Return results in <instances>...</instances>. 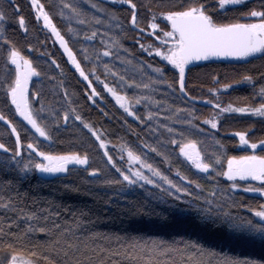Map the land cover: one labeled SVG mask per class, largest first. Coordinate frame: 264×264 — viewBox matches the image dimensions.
<instances>
[{
  "label": "trees",
  "instance_id": "trees-1",
  "mask_svg": "<svg viewBox=\"0 0 264 264\" xmlns=\"http://www.w3.org/2000/svg\"><path fill=\"white\" fill-rule=\"evenodd\" d=\"M69 2L80 8L86 15L70 17V13L66 10L62 16L59 7L60 0H40V3L45 6V10L52 16L53 22L61 34L68 40L69 46L77 54V58L81 60L82 67L86 71L95 66L100 81L117 87L118 91L133 100L137 97L141 98V102L135 104L132 109L135 117H139V119L128 116L123 109H120L111 95L104 90V84L91 75H89V79L92 80L93 87L100 93V96L95 103L88 101L85 94L89 93L87 83L68 63L67 57L57 45L50 30L47 31L40 27L29 0H14L11 5L4 3L2 6L7 19L0 24V80H3L4 77V56L9 46L7 41L20 50L23 56L31 60L33 66L40 73V76L34 78L29 84L31 91L40 93V99L30 101L32 107L39 109L41 101H43L45 116H48L52 110L58 111L60 127H52L51 139H40L17 116L7 99L4 88L0 86V113L7 116L8 120L17 127L22 144L21 155L17 158L19 164H17L11 160L15 153L16 138L11 135V129L7 127V124L0 121V143H4L8 149L7 152L0 150V186L10 182L13 192L19 190L21 193H28L29 197H43L55 205H61L62 208L69 207L73 211H91L92 215L87 218L96 219L94 230L140 234L145 237L169 241L181 238L197 240L232 259L254 260L258 264H264V243H261L259 236L252 239V233L240 228L230 229L227 225L214 232H209L199 226L194 215L173 217L170 210L171 205L176 204L180 208H185L186 205L173 201L171 198L159 199L161 195L159 190L151 185L143 187L136 185L121 193L115 187L101 184L104 179L118 178L114 169H111L110 166L105 168L106 158L103 157L105 150L113 156L118 167L127 169V156L124 155L121 160L122 153L118 147L121 143H125L141 155L147 163L159 168L170 179L182 183L176 175V171L179 170L181 174L200 183L206 191L210 190L212 185L208 178L179 156L178 145L173 146L169 143L167 149H159L170 154L171 167L165 165L162 156L151 151V147L157 146V141L161 139L170 141L171 137L167 136L164 128H159L156 133L150 129L160 124L175 127L177 131H186L181 127V124L188 119V112H177L176 109L193 110L195 115L200 118L194 123L203 131L193 130L189 134V138L199 142L197 146L203 154L211 156L216 153L215 141L218 140L225 144L228 155H242L246 151L237 148L238 139L233 134L237 131H244L249 141L263 140L264 117L228 114L219 119L217 129H211L209 125L202 123V119L210 115L213 109L211 105L203 101L207 99L220 105L237 106H257L264 103V99L259 98L258 95L260 87L264 86V54L257 53L245 59H239L241 58L239 57L226 62L206 61L188 65L185 69L187 96H181L179 85L175 83V79H178L175 70L156 56H149L139 47L141 41L152 39L148 30L139 31L141 28L146 29L147 20L151 15L148 7L158 13L164 9L157 5L172 3L174 0H133L137 4L138 12L137 26L135 27L130 22L132 12L128 5L106 0H69ZM204 2L208 4L210 11L215 10V17L218 21L230 22L243 11L253 7L259 10L264 0H246L240 5L227 7L224 10L217 8L215 0H204ZM92 3L97 4L98 8L114 14L118 20L110 19L106 12L92 9L90 7ZM17 4L19 5L18 12L13 10ZM20 16H23L25 21L23 29L19 25L18 18ZM81 18L85 20L84 24L79 23ZM97 18L99 23L96 22ZM117 22L120 25L119 28H116ZM158 23L161 27L166 24L163 21ZM69 26L73 29L72 32L68 31ZM94 31L97 35L92 40H88L86 37L91 36ZM112 36L119 39L120 49L113 50L111 57L101 56L97 61L95 54L104 48L101 43L102 39L107 40ZM137 39L139 43H137ZM84 49H87L91 54L93 62L87 64L83 62L82 52ZM52 60H55L59 67L52 64ZM129 61L131 63H128ZM105 65L109 69L107 72ZM165 66L168 70L165 71L164 78L174 84L175 91L168 89L166 85L150 83L159 80L158 74L154 73L152 69ZM10 67L14 75L15 70L12 66ZM113 72L116 73L115 76L112 75ZM245 75L252 76L253 83H233L240 81ZM121 76L124 77L122 82L119 80ZM213 77H216L217 80L214 81ZM121 83L124 84L123 88L119 87ZM129 83L150 84V87L148 89L128 87ZM222 84H229L230 87L226 91L219 92L216 96L209 92V89H217ZM65 92L68 93L71 103L65 100ZM146 97L147 99H145ZM72 107L76 108L85 121L99 129L103 134L102 138L107 141L106 149H99L95 138L83 129L82 125L74 118L65 125L63 112ZM149 113L154 119L147 118ZM52 123L54 124V121ZM29 142L38 145L40 151L56 153L77 151L81 154L87 151L90 158L89 165L87 167L70 166L65 173L53 176H44L34 169L23 173L20 169L25 163L39 159L34 152L27 149ZM145 144L149 147L145 148ZM256 153L264 155V148L256 150ZM93 167L104 169L100 177H89L88 169ZM144 171L145 174L150 175L147 169ZM209 175L214 174L210 173ZM218 182L222 188H228L230 185V182L222 176L218 178ZM237 184L241 188L248 185L264 186V184L253 182H237ZM192 190L193 195H196L194 188ZM229 196L231 200L225 202L222 211L227 210L230 215L235 216L237 223L249 220L253 223L259 222L252 209L258 210L259 205L264 203L263 197L246 193L241 189L230 191ZM25 203L31 209V200L29 199ZM40 206L46 205L41 203ZM6 215L10 216L11 214L5 213L4 209L0 208V225L5 227L7 226ZM68 215L70 216V213ZM12 218L15 219V217ZM165 220H167V226L163 224ZM18 223L20 229H23L24 223ZM33 238L44 239L39 233L34 234Z\"/></svg>",
  "mask_w": 264,
  "mask_h": 264
},
{
  "label": "snow or ice",
  "instance_id": "snow-or-ice-1",
  "mask_svg": "<svg viewBox=\"0 0 264 264\" xmlns=\"http://www.w3.org/2000/svg\"><path fill=\"white\" fill-rule=\"evenodd\" d=\"M120 2L129 6L132 12L130 22L134 27L137 26V4L133 0H120ZM4 3L11 5L14 0H0V24L7 19L2 6ZM30 3L37 19L43 20L44 27L50 30L60 48L63 49L68 63L75 69L79 77L87 82V88L91 91L90 94L87 92L85 94L88 101L94 103L95 98L100 96V93L93 87L92 80L89 79V75H91L100 81L95 66L86 71L82 67L81 60L77 58V54L69 46L68 40L53 22L52 16L45 10V6L40 3V0H30ZM215 3L219 10H224L227 6L240 5L241 0H215ZM59 7L62 16L66 10L70 13V17L86 15L69 0H60ZM90 7L97 11L106 12L112 20H118L114 14L98 8L95 3H92ZM157 7L164 10L157 13L148 7L151 15L147 20L146 29L141 28L139 31L151 30L149 34L155 38L159 46L150 43L147 45L140 44L139 47L145 52L151 49L148 52L149 56L154 53L161 61L172 66L175 74L178 75V79L175 77L174 79L175 83L179 85L181 96H187L185 68L190 61H199L209 57H249L257 53L264 54V3L260 5L259 10L253 7L243 11L235 20L230 22L218 21L215 17V10L210 11L204 0H174L172 3L157 5ZM13 10L18 12L19 5L17 4ZM158 18L166 21L164 27L156 22ZM18 20L23 29L25 27L24 17L20 16ZM96 22H100L98 18ZM79 23L84 24L85 20L81 18ZM119 27L117 22L116 28ZM68 31H73L71 26H69ZM96 35L97 33L94 31L91 36L86 38L92 40ZM6 43L9 46L4 56V77L3 80H0V86L4 88L8 101L15 108V113L22 117L23 121H26L39 137L49 140L51 139L52 127H60V115L58 111L52 110L48 116H45L43 101H41L39 109L32 107L30 101L40 99V93L30 90L29 81L32 77H39L40 73L33 66L32 61L23 56L20 50L11 45L10 42L6 41ZM101 43L104 48L95 54L97 61L101 56L111 57L113 50L118 51L121 47L116 36L107 40L102 39ZM137 43H139L138 39ZM125 51L127 50L125 49ZM82 59L85 64L93 62L87 49L83 50ZM51 63L59 67L55 60H52ZM10 66L15 68L14 75ZM104 67L106 72L109 71L107 65ZM149 67L152 66L149 65ZM167 70L166 66L153 68L152 71L158 74L159 80L150 83L166 85L168 89L175 91L174 84L164 78V73ZM112 75L115 76L116 73L113 72ZM119 80L124 81V77H119ZM213 80L216 81L217 78L213 77ZM100 82L104 84V90L111 95L116 105L123 109L128 116L135 117L132 109L135 104L141 102V98L137 97L133 100L118 91L117 87L110 86L103 81ZM241 82L251 84L253 77L245 75L240 81L233 83ZM119 87L123 88L124 84L121 83ZM128 87L148 89L150 84L129 83ZM229 87V84L220 85L221 89H228ZM218 91L219 89L216 88L209 89V92L214 96ZM258 95L259 98L264 99V86L260 87ZM64 98L71 103L67 92H65ZM205 103L211 105L213 112L203 117L202 123L209 125L211 129L218 128V120L224 113H252L264 117V103L256 107H249L248 105L236 107L232 104L221 107L219 103H213L207 99H205ZM176 111L188 112V119L181 124V127L185 128L186 131H177L175 127L158 124L150 131L156 133L159 128H164L167 136L171 139L170 141L168 139L157 141V146L151 147V151L162 156L165 165L171 167L170 154L159 149H167L169 143L173 146L178 145L179 156L183 157L192 168L208 178L212 185L210 190L206 191L200 183L181 174L179 170L176 171V175L182 183L170 179L159 168L147 163L141 155L125 143H121L118 147L122 153L120 159L123 160L124 155L127 156V169L118 167L113 156L105 150L103 152V157L106 158L105 168L110 166L111 169H114L118 178L104 179L101 184L115 187L121 193L136 185L141 187L151 185L159 190L161 194L159 199L171 198L173 201L186 205L185 208H180L176 204L171 205L170 210L173 217L194 215L199 226L209 232H214L225 225L230 229L240 228L252 233V239L259 236L261 243H264V204H260L258 210L252 209L254 216L259 218L258 223H253L251 220L237 223L235 216L230 215L227 210L222 211L225 202L231 200L229 192L235 191L239 187L237 179L243 181L250 178L253 181L264 183V155H256L255 152L239 156L228 155L225 144L218 140L215 141L217 152L211 156L205 155L197 146L199 142L189 138V134L193 130L203 131L194 123L200 118L195 115L193 110L178 108ZM105 115L107 114L105 113ZM73 118L95 138L99 149H106L107 141L102 138L103 134L99 129L85 121L76 108L72 107L63 112L65 125ZM135 118L139 119V117ZM147 118L154 119L151 113L148 114ZM46 120L49 122L46 123ZM0 121L7 124V127L11 129V135L16 138L15 153L11 160L19 164L17 158L20 157L22 151L20 133L3 113H0ZM234 135L239 138L241 145H248L253 150L257 148L258 144L264 146V141L250 143L244 131H237ZM144 147L147 148L149 145L145 144ZM0 149L5 152L8 151L4 143H0ZM27 149L34 152L39 159L25 163L20 169L23 173L34 169L38 173L54 175L65 173L70 165L84 167L89 165L90 158L87 151L84 154L77 151L62 153L40 151L38 150L39 146L31 142L27 143ZM136 165L139 167L137 168ZM145 169L150 175L145 174ZM103 171L104 169L101 167L89 168L88 175L92 178H98ZM210 173L214 175H209ZM221 176L230 182L228 188L220 187L218 178ZM193 188L197 193L196 195H193ZM244 191L259 193L264 196V186H248ZM29 199L31 200V209L25 203ZM41 203L46 206L41 207ZM0 208L4 209L5 213L11 214L5 216L7 226L0 225V264H258L254 260L232 259L197 240L181 238L169 241L145 237L140 234L94 230L96 219L87 218L92 215L91 211H73L69 207L62 208L61 205H55L43 197H29L28 193H21L19 190L13 192L10 182L0 186ZM18 222L24 223L23 229H20ZM163 224L167 226V220L163 221ZM37 233L41 234L44 239H34V234Z\"/></svg>",
  "mask_w": 264,
  "mask_h": 264
},
{
  "label": "rangeland",
  "instance_id": "rangeland-1",
  "mask_svg": "<svg viewBox=\"0 0 264 264\" xmlns=\"http://www.w3.org/2000/svg\"><path fill=\"white\" fill-rule=\"evenodd\" d=\"M106 1H110V2H115V3H121L120 1H118V0H106ZM244 1H246V0H241V3H243ZM29 2H30V0H29ZM31 4V3H30ZM233 6H235V5H233ZM227 7H231V6H227ZM226 7V8H227ZM34 12V11H33ZM34 14H35V12H34ZM36 16V15H35ZM36 19H37V17H36ZM38 20V19H37ZM159 21H162V18H158L157 19V23L159 22ZM38 22H39V24H40V27L42 28V29H44V30H47L48 31V29H46L45 27H44V25H43V20L42 19H39L38 20ZM163 22H165L166 23V21H163ZM150 31L151 30H148V33H150ZM151 36V40L150 41H141V43L140 44H145V45H147V44H150V43H153L155 46H159V43L158 42H156L155 41V38L152 36V35H150ZM151 51V49H148V52H150ZM145 52V51H144ZM148 52H145V53H147L148 54ZM153 56H155V54L153 53L152 54ZM157 58H159V57H157ZM245 58H247V57H241V58H239V59H245ZM160 59V58H159ZM161 60V59H160ZM165 62V61H164ZM166 63V62H165ZM171 68H172V66L171 65H169ZM188 65H186V67H187ZM13 68H14V66H12ZM14 70H15V68H14ZM34 78H36V77H32L31 79H30V81H29V84H30V82L34 79ZM86 82V81H85ZM87 83V82H86ZM217 89H219V91H218V93L219 92H223V91H226L227 89H221L220 87L219 88H217ZM90 89H89V93L88 94H90ZM217 93V94H218ZM216 94V95H217ZM215 95V96H216ZM96 100H98V97H96L95 98V101ZM203 102H205V100L203 101ZM213 103H217V102H215V101H212ZM95 103V102H94ZM228 104H226V105H221V107H224V106H227ZM234 106H236V107H243V106H237V105H234ZM13 107V109H14V111H15V108H14V106H12ZM249 107H256V106H249ZM228 114H235V115H241V116H251V117H262V116H259V115H253L252 113H236V112H232V113H224V114H222L221 116H220V118L222 117V116H224V115H228ZM18 116V115H17ZM19 118H21L22 120H23V118L22 117H20V116H18ZM219 118V119H220ZM26 124H27V122L26 121H24ZM218 122H219V120H218ZM28 125V124H27ZM30 128H31V126L30 125H28ZM31 130H33L34 131V129H31ZM35 132V131H34ZM37 136H38V134H36ZM234 135V134H233ZM235 136V135H234ZM39 137V136H38ZM40 139H42V140H45L43 137H39ZM237 139H238V144H237V148H239V149H242V150H245L246 152L245 153H243L242 155H245V154H251V153H253V152H255V154L256 155H258L257 153H256V150H258V149H262V148H264V146H262V145H260V144H258L257 145V148L255 149V150H253V149H251L250 147H248V145H241L240 143H239V138L238 137H236ZM246 138H247V135H246ZM259 141H264V139L263 140H259ZM250 143H255L256 141H249ZM0 150H3V149H0ZM183 158V157H182ZM184 159V158H183ZM70 166H76V165H70ZM69 166V167H70ZM81 167H84V166H81ZM136 167L138 168L139 167V165H136ZM58 174H63V173H58ZM226 179V178H225ZM237 182H244V183H246V182H253V183H257V184H264V183H262V182H259V181H253V180H251L250 178H246L245 180H243V181H241V180H239V179H237ZM248 186H252V187H255V186H253V185H248ZM248 186H246V187H248ZM246 187H238V189H241V190H243L244 191V189L246 188ZM244 192H246V191H244ZM246 193H249V194H253V195H257V196H261L259 193H254V192H246ZM261 197H263V196H261ZM264 198V197H263ZM264 204V203H263ZM258 220H259V218L258 217H256Z\"/></svg>",
  "mask_w": 264,
  "mask_h": 264
},
{
  "label": "water",
  "instance_id": "water-1",
  "mask_svg": "<svg viewBox=\"0 0 264 264\" xmlns=\"http://www.w3.org/2000/svg\"><path fill=\"white\" fill-rule=\"evenodd\" d=\"M57 45L59 46V43L56 42ZM60 48V46H59ZM61 49V48H60ZM61 51L63 52V49H61ZM239 57H209L207 59H203V60H199V61H190L188 65H193V64H197V63H202V62H206V61H215V62H226V61H232L235 60ZM186 69V68H185ZM44 176H53V175H49V174H44L41 173ZM55 175V174H54ZM264 197V196H263Z\"/></svg>",
  "mask_w": 264,
  "mask_h": 264
}]
</instances>
